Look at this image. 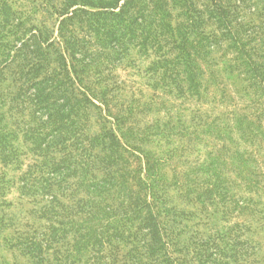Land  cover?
Returning <instances> with one entry per match:
<instances>
[{
	"label": "trees",
	"instance_id": "1",
	"mask_svg": "<svg viewBox=\"0 0 264 264\" xmlns=\"http://www.w3.org/2000/svg\"><path fill=\"white\" fill-rule=\"evenodd\" d=\"M259 231L264 0H0V264H264Z\"/></svg>",
	"mask_w": 264,
	"mask_h": 264
},
{
	"label": "rangeland",
	"instance_id": "2",
	"mask_svg": "<svg viewBox=\"0 0 264 264\" xmlns=\"http://www.w3.org/2000/svg\"><path fill=\"white\" fill-rule=\"evenodd\" d=\"M55 22H56V21L53 19V20H52V23L55 24ZM48 23H51V20H48ZM128 89H129V87L123 92L124 95H127V96H128V95L131 94V93H129ZM145 90L147 91V94H148L147 96L153 94V91H152L151 89L146 88ZM165 115H166V111H164V110H161V111H154V112H152V114H151V116H152V117H155V118H158V117L164 118ZM12 198H13V197H12ZM15 202H16L17 206H18L20 209L23 208L24 210H27V209L31 208V204L28 202L27 198H23V199L16 198V199H15ZM20 202H22V203H20ZM16 204H15V205H16ZM10 232H12V229H6V230H5V234L10 233ZM256 237H257L258 239H263V237H264L263 232H262V231H259V232L257 233Z\"/></svg>",
	"mask_w": 264,
	"mask_h": 264
}]
</instances>
